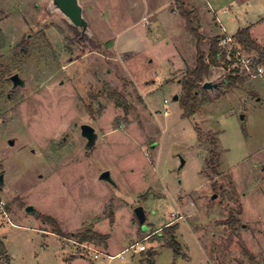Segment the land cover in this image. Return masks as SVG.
I'll return each mask as SVG.
<instances>
[{
	"label": "rangeland",
	"instance_id": "obj_1",
	"mask_svg": "<svg viewBox=\"0 0 264 264\" xmlns=\"http://www.w3.org/2000/svg\"><path fill=\"white\" fill-rule=\"evenodd\" d=\"M145 1L158 8V26L142 24ZM193 1L203 49L251 23L264 47V0ZM168 2L82 0V32L51 0H0V60L8 78L24 80L6 82L0 98V238L11 264H144L136 242L155 251L154 264H250L243 248L264 264V65L230 91L208 89L213 100L183 116L180 82L195 42ZM180 56L187 66H175ZM225 72L212 67L206 81ZM84 123L97 134L90 148ZM37 214L65 232L92 223L110 234L108 247L62 239ZM234 217L232 229L224 221ZM175 224L187 259L158 239Z\"/></svg>",
	"mask_w": 264,
	"mask_h": 264
},
{
	"label": "trees",
	"instance_id": "obj_2",
	"mask_svg": "<svg viewBox=\"0 0 264 264\" xmlns=\"http://www.w3.org/2000/svg\"><path fill=\"white\" fill-rule=\"evenodd\" d=\"M175 6L178 10V13L183 18L185 23V29L188 33L194 38L195 42V54H194V65L191 68H188L184 75L181 77V95L179 98V105L182 110L183 116H190L195 114L200 110V108L206 104L210 103L213 99L207 94L208 89L203 87V83L208 79V76L211 74V68L220 64L218 60L219 54V40L222 35H215L209 39V47L207 50H203L201 45L204 42V35L200 31V26L196 24V14L192 8L188 7V3H185L182 0H175ZM234 38L240 47L245 51H253L257 53L255 57L256 64L264 65V47L261 46L254 38H252L250 33V26H244L238 28L234 33ZM1 30H0V47L2 45L1 41ZM11 72L9 65L4 64L0 60V98L4 96V84L9 82L8 75ZM244 82L243 75H226L218 83L219 87H223L226 91H230L233 88L240 86ZM7 97V95L5 94ZM114 102L118 106H124L127 110L128 102L122 97L117 91H113L111 94ZM213 142V141H212ZM210 157L213 159L215 152L210 150ZM216 163L212 162L210 167L215 168ZM210 176V174H209ZM214 186V183H213ZM223 191H226L223 189ZM241 213V207L237 214ZM109 221L113 222V213H109ZM37 217L42 219L43 222L48 224L51 227V231L61 237L62 239H74L77 243H92L103 248H107L109 234L101 233L94 229L92 223L81 226L75 232H65L62 230L59 221L48 214H37ZM224 223H229L230 227L233 229L238 223V218L234 217L233 219H227ZM178 225L166 226L161 237L158 236V239L162 240L163 244L168 246L173 251L174 260L182 258L187 259L188 256L184 251L182 245L177 241L175 232ZM244 253L249 257L250 264H260L256 261L254 255L249 252L246 248H243ZM142 259L144 264H154V257L156 255L153 249L142 251ZM10 256L6 250L3 240L0 238V264H9Z\"/></svg>",
	"mask_w": 264,
	"mask_h": 264
},
{
	"label": "water",
	"instance_id": "obj_3",
	"mask_svg": "<svg viewBox=\"0 0 264 264\" xmlns=\"http://www.w3.org/2000/svg\"><path fill=\"white\" fill-rule=\"evenodd\" d=\"M52 5L66 18L72 25L81 28L82 32L86 31L87 22L83 16V9L78 0H51ZM12 81V87L23 86L24 80L19 77L17 73L12 74L10 77ZM217 83H212L211 81H205L203 83V87L206 89H211L213 87H217ZM174 100H178V95H173ZM81 135L87 139L86 148H90L95 144L97 139V134L94 131V128L89 124H81L80 125ZM10 144L14 143L13 139L9 140ZM184 160H181V165H183ZM100 179L105 180L107 182L113 183V180L110 176L109 171H103L100 175ZM4 183V175L0 174V187H2ZM31 213H35L34 208L29 205L26 208ZM135 213L140 220V222L145 221L144 210L141 206L135 208Z\"/></svg>",
	"mask_w": 264,
	"mask_h": 264
},
{
	"label": "built area",
	"instance_id": "obj_4",
	"mask_svg": "<svg viewBox=\"0 0 264 264\" xmlns=\"http://www.w3.org/2000/svg\"><path fill=\"white\" fill-rule=\"evenodd\" d=\"M254 55H251L247 51L243 50L235 40L234 36L223 35L219 40V65L218 67L226 71L223 78L228 75H247L255 76L263 72V67L260 64L255 63ZM222 78V79H223ZM168 109H165L164 114H168ZM2 204V202H1ZM134 252H142L146 250L145 244L135 243L131 245Z\"/></svg>",
	"mask_w": 264,
	"mask_h": 264
},
{
	"label": "crops",
	"instance_id": "obj_5",
	"mask_svg": "<svg viewBox=\"0 0 264 264\" xmlns=\"http://www.w3.org/2000/svg\"><path fill=\"white\" fill-rule=\"evenodd\" d=\"M79 1V3H80V5H81V7H82V9H83V11H84V5L82 4V0H78ZM86 2H88V3H93V1L95 2V0H85ZM192 1V2H191ZM171 2H175V0H169V2H168V5L171 3ZM193 0H189L188 1V7H192V5H193ZM95 4V3H94ZM135 4V3H134ZM195 6V5H194ZM152 6L150 5V3L148 2V1H145V5H144V13H143V15L141 16V18H140V20H142V24H144L145 26H148V27H150L151 25H154V26H158L159 25V23H160V20H155V14H156V12H157V9L158 8H156V7H153V8H151ZM208 10L210 11V6L208 5ZM171 13L172 14H179L178 13V10H175V9H173V8H171ZM194 14H196V13H194ZM180 15V14H179ZM152 17V20H147V18L148 17ZM196 16L198 17V14H196ZM182 18V17H181ZM263 18V17H262ZM183 19V18H182ZM261 19V18H260ZM196 20H197V18H196ZM144 21H145V23H144ZM135 23V22H134ZM134 23L133 24H131V25H134ZM137 23V22H136ZM196 24H198L199 26H200V28H201V22H198L197 23V21H196ZM184 25V28H185V23L183 24ZM254 25V23H251V24H249V25H246V26H250V33H251V36H252V31H251V29H252V26ZM244 27V26H243ZM155 28H152V32H153V30H154ZM186 30V29H185ZM222 30L224 31V29H223V27H222ZM235 33V32H234ZM215 35H217V34H215ZM214 35V36H215ZM205 37V36H204ZM253 37V36H252ZM254 38V37H253ZM209 39L210 38H208V43H207V49H208V47H209ZM205 41V40H204ZM204 43V42H203ZM202 43V44H203ZM201 47H202V45H201ZM203 49V48H202ZM203 50H205V49H203ZM194 59V58H193ZM175 63V66H177L178 68H182V66H187L186 65V63L184 62V60H183V58H182V56H180L178 59H177V62H174ZM187 68V67H186ZM170 71V70H169ZM179 228V227H178ZM147 231H148V227H147V229L145 230V231H143L144 233H147ZM109 238H110V234H109ZM109 240V239H108ZM136 243H140V242H136ZM135 244V243H134ZM140 244H143V243H140ZM133 245V244H132ZM146 246V245H145ZM107 247H108V245H107ZM104 249H107V248H104ZM187 254V253H186ZM188 256V255H187ZM11 264V263H10Z\"/></svg>",
	"mask_w": 264,
	"mask_h": 264
},
{
	"label": "flooded vegetation",
	"instance_id": "obj_6",
	"mask_svg": "<svg viewBox=\"0 0 264 264\" xmlns=\"http://www.w3.org/2000/svg\"><path fill=\"white\" fill-rule=\"evenodd\" d=\"M9 80H10V78H9ZM12 82V81H11Z\"/></svg>",
	"mask_w": 264,
	"mask_h": 264
}]
</instances>
